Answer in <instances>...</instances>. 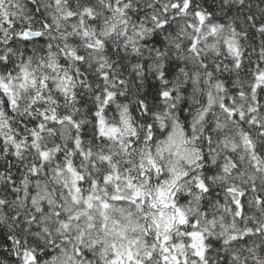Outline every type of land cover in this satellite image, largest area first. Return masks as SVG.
<instances>
[{"label": "snow or ice", "instance_id": "snow-or-ice-1", "mask_svg": "<svg viewBox=\"0 0 264 264\" xmlns=\"http://www.w3.org/2000/svg\"><path fill=\"white\" fill-rule=\"evenodd\" d=\"M0 264H264V0H0Z\"/></svg>", "mask_w": 264, "mask_h": 264}]
</instances>
